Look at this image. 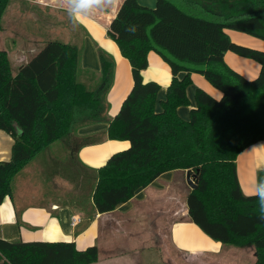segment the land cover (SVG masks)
I'll return each mask as SVG.
<instances>
[{
	"label": "trees",
	"instance_id": "trees-1",
	"mask_svg": "<svg viewBox=\"0 0 264 264\" xmlns=\"http://www.w3.org/2000/svg\"><path fill=\"white\" fill-rule=\"evenodd\" d=\"M248 1L155 0L152 8L122 1L106 35L128 61L132 86L108 121L107 136L128 147L96 170L91 198L98 213H108L163 173L190 171L195 183L185 197L190 222L222 245L252 247V264H264V212L257 195L264 196V186L243 195L235 164L240 151L264 140V50L234 43L225 33L264 41V0H258L259 11L242 10ZM8 3L0 0V29ZM149 52L171 73L159 111V85L142 79ZM226 52L254 60L257 76L246 80L230 69ZM79 59L77 47L48 42L13 75L7 53L0 51V130L14 140L10 160L0 162V203L11 192L12 178L44 148L79 126L106 120L114 62L99 52L98 82L88 88L79 81ZM191 73L202 75L221 97L196 89L195 107L183 120L177 109L189 105ZM261 181L264 169L256 173L257 185ZM97 258L96 246L78 250L72 242L0 238V264H92Z\"/></svg>",
	"mask_w": 264,
	"mask_h": 264
},
{
	"label": "crops",
	"instance_id": "crops-1",
	"mask_svg": "<svg viewBox=\"0 0 264 264\" xmlns=\"http://www.w3.org/2000/svg\"><path fill=\"white\" fill-rule=\"evenodd\" d=\"M122 1L32 0L35 5L60 16L72 14L92 34L94 41L97 39L94 33L100 35L97 46L104 48L103 53L116 61L118 74L123 67L128 75L115 77L114 67L113 84L106 96V120L77 127L44 148L12 178L11 192L0 203V238L10 242H72L78 250L96 246L98 258L92 264H163L164 257L170 258L174 252L191 260L220 257L224 261L219 264H227L232 256L229 247L210 239L189 220L185 204L190 189L185 180L187 170L163 173L111 212L100 214L94 209L91 195L96 170L112 154L128 147L127 141L110 140L107 136L108 121L117 114L132 86L128 61L121 56L113 41L115 47L105 44L110 42L106 27ZM137 2L149 8L155 5V0ZM225 33L230 40L264 50L261 39L239 33L228 35L226 30ZM86 41L89 42L87 38ZM11 49L5 52L14 59L18 72L30 58L20 43L16 50L15 45ZM93 50L94 47L90 53L81 52L79 59L80 69L85 75L79 79L87 87L91 79L96 80L90 72L96 74L100 70L98 54ZM29 53H32V58L37 52L30 49ZM224 62L246 80L254 79L259 72L257 63L232 52L225 53ZM147 64L142 71V79L159 85L155 106L159 111V102L164 99L171 80L170 69L154 52L148 53ZM182 76L183 72L177 75L178 78ZM196 89H202L215 99L221 97V93L202 75L191 73L190 85L186 88L189 105L177 109L183 120L189 119L190 109L195 107ZM13 143L10 135L0 130V162L10 160ZM235 164L242 194L255 195L258 191L256 173L264 169V140L240 151ZM67 168L75 173L73 179L63 176ZM72 216L80 218L74 227L70 225ZM234 252L242 253L244 257L249 252L251 264L255 260L254 251L250 249L236 248Z\"/></svg>",
	"mask_w": 264,
	"mask_h": 264
},
{
	"label": "rangeland",
	"instance_id": "rangeland-1",
	"mask_svg": "<svg viewBox=\"0 0 264 264\" xmlns=\"http://www.w3.org/2000/svg\"><path fill=\"white\" fill-rule=\"evenodd\" d=\"M248 4L247 7H241L243 8L242 10H250V8H248L250 6H252L255 10L258 9V11L261 9L259 8L260 4L258 0H249ZM1 27L0 51L9 52V50H12V45H15L16 50L18 43H20L27 52L26 56H28L30 59L32 56V53H29L30 49H33L38 53L45 46V44L54 41L70 43L71 45L77 47L79 55L81 52H83V54L90 53L93 47L95 49L93 51L96 55L99 52H103L104 49L99 45V47L97 46L98 42L96 41L100 38V35L98 36L97 33H94V35L97 37L96 41H94L92 34L88 33L86 27L82 25L75 18V16L69 13L60 16L56 12H50L49 10H44L43 8L35 5L32 0H9L1 20ZM226 32L228 35L230 33H239L245 35L246 37L252 38L251 36H248L244 33L233 30H226ZM86 38L89 40L88 43ZM109 41V43L105 44L110 45L111 47L115 45L111 42L112 40ZM231 41L235 42L233 40ZM238 44L250 47L249 45L242 43ZM8 56L11 62V71L15 74L17 72L18 66L14 63V59H12L10 53H8ZM113 62L116 68L115 77H127V70L121 67L118 74V65L116 61L113 60ZM251 62L256 63L254 60H251ZM90 73L91 77H97V73ZM78 77H85V75L79 70ZM79 81L81 82V79H79ZM97 82V80L91 79V82L88 83V88H93ZM64 175L67 176L68 179H73L75 173L67 168L63 173V176ZM229 249L232 252V256L229 257L230 261H228L227 264H251L249 252L244 257L242 256V253L234 252L236 248L229 247ZM248 249L253 251L251 247L245 248V250ZM170 251L171 250H169V252ZM171 256L172 257L170 258L164 257L163 264H219L223 263L224 261L223 258L212 256L191 260L183 257L178 252L171 253Z\"/></svg>",
	"mask_w": 264,
	"mask_h": 264
},
{
	"label": "water",
	"instance_id": "water-1",
	"mask_svg": "<svg viewBox=\"0 0 264 264\" xmlns=\"http://www.w3.org/2000/svg\"><path fill=\"white\" fill-rule=\"evenodd\" d=\"M185 180H186L187 186L190 189H194L195 188L194 177H193V175H192V173L190 171H186Z\"/></svg>",
	"mask_w": 264,
	"mask_h": 264
},
{
	"label": "clouds",
	"instance_id": "clouds-1",
	"mask_svg": "<svg viewBox=\"0 0 264 264\" xmlns=\"http://www.w3.org/2000/svg\"><path fill=\"white\" fill-rule=\"evenodd\" d=\"M264 186V181L258 182L257 188L258 190ZM258 197H259V202H260V207H261V211L264 212V196H260L259 195V191L257 193Z\"/></svg>",
	"mask_w": 264,
	"mask_h": 264
},
{
	"label": "built area",
	"instance_id": "built-area-1",
	"mask_svg": "<svg viewBox=\"0 0 264 264\" xmlns=\"http://www.w3.org/2000/svg\"><path fill=\"white\" fill-rule=\"evenodd\" d=\"M80 221V218L77 217V216H72L71 218V222H70V225L71 227H74L75 225H77Z\"/></svg>",
	"mask_w": 264,
	"mask_h": 264
}]
</instances>
